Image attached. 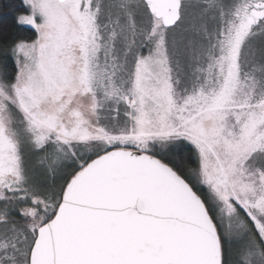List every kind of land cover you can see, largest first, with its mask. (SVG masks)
I'll return each instance as SVG.
<instances>
[{"label": "snow or ice", "instance_id": "snow-or-ice-1", "mask_svg": "<svg viewBox=\"0 0 264 264\" xmlns=\"http://www.w3.org/2000/svg\"><path fill=\"white\" fill-rule=\"evenodd\" d=\"M0 264H264V0H0Z\"/></svg>", "mask_w": 264, "mask_h": 264}, {"label": "trees", "instance_id": "trees-1", "mask_svg": "<svg viewBox=\"0 0 264 264\" xmlns=\"http://www.w3.org/2000/svg\"><path fill=\"white\" fill-rule=\"evenodd\" d=\"M0 28L7 29L12 34H20V35H30V32L26 31L23 28H17L14 24L13 18L11 15L8 16H0Z\"/></svg>", "mask_w": 264, "mask_h": 264}]
</instances>
